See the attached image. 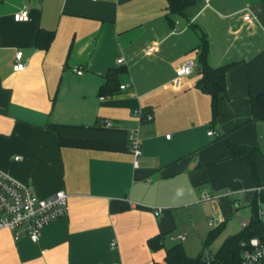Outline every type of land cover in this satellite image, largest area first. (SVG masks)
<instances>
[{"label":"crops","instance_id":"1","mask_svg":"<svg viewBox=\"0 0 264 264\" xmlns=\"http://www.w3.org/2000/svg\"><path fill=\"white\" fill-rule=\"evenodd\" d=\"M24 7L28 19L15 22ZM39 30L52 33L46 48L33 46ZM16 51L27 62L18 72ZM202 52L212 68L232 63L215 114L197 86ZM186 61L193 72L175 87ZM117 68L116 92L101 95ZM263 91L264 0H193L183 14L166 0H0V170L38 198L68 197L35 242L0 230V264H165L167 248L208 246L218 226L209 245H221L249 221L258 192L229 142L256 148L264 188V121L249 104ZM258 211L264 222V203ZM157 234L164 247L153 252Z\"/></svg>","mask_w":264,"mask_h":264},{"label":"trees","instance_id":"2","mask_svg":"<svg viewBox=\"0 0 264 264\" xmlns=\"http://www.w3.org/2000/svg\"><path fill=\"white\" fill-rule=\"evenodd\" d=\"M167 10L169 13L183 14L185 9L190 6L193 0H166ZM42 31L39 30L34 40L33 46L46 48L52 33L48 32L47 39L42 40ZM205 46V40H202L200 47ZM204 53L199 57L201 78L199 79L198 88L210 95L212 112L215 114L217 98L225 91V75L227 70L232 66V63L212 68L204 60ZM122 71L121 68L109 70L106 75V82L100 87L101 95H113L116 92L114 88L115 76ZM251 120L254 122L264 121V91L258 95L251 96L249 99ZM228 151L231 157H240L245 162L248 171L256 185L260 188L257 192L256 199L251 203V216L249 221L242 229L228 236L219 246L214 256L211 258H190L186 255L183 246L176 243L165 250V264H240L242 251L248 247L249 240L257 238L260 244L264 247V222L262 221L258 203H264V188L262 187V179L259 167V158L256 148L249 146H238L233 143H228ZM222 231V227L209 232L206 238V245L214 240ZM147 246L151 251H157L164 247L163 235L157 234L147 240ZM159 264V263H154ZM259 264H264V258Z\"/></svg>","mask_w":264,"mask_h":264},{"label":"built area","instance_id":"3","mask_svg":"<svg viewBox=\"0 0 264 264\" xmlns=\"http://www.w3.org/2000/svg\"><path fill=\"white\" fill-rule=\"evenodd\" d=\"M93 2L99 0H90ZM243 16L244 21H249L250 15L248 9ZM12 18L15 22H24L28 19V11L24 7L20 11L14 13ZM153 50V47H148L146 52ZM118 64H122L123 60L119 59ZM27 67V62L23 59L21 51H16L14 61L12 63V71H22ZM76 74H81L82 69L75 67ZM193 72V65L186 61L182 63L175 71V77L172 83L175 87L181 85V80L189 76ZM121 86L120 89H123ZM136 117L142 118L144 116L142 110L134 111ZM150 119V115L146 116ZM103 125L111 126L107 120L103 121ZM213 134L212 131L208 135ZM167 138L169 135L166 136ZM128 148L133 157V166H138V158L141 154V144L137 131H133L128 135ZM15 157L14 159H17ZM260 188L257 189L259 191ZM67 195L63 191H57L47 198H38L35 196L27 186L11 179L6 173L0 170V230H10L14 233V237H19L21 230L25 231L28 238L35 242L38 239L41 229L58 219L66 213ZM214 197L213 199H217ZM202 201L210 200L212 197L208 195H201ZM161 209H154V215L158 216ZM183 239V237H180ZM264 258V247L260 244L257 238L249 240L248 247L242 251L240 264H259Z\"/></svg>","mask_w":264,"mask_h":264},{"label":"rangeland","instance_id":"4","mask_svg":"<svg viewBox=\"0 0 264 264\" xmlns=\"http://www.w3.org/2000/svg\"><path fill=\"white\" fill-rule=\"evenodd\" d=\"M178 241L184 244V241H180V240ZM218 241L219 240L215 241V243H211L208 246H205V245L199 246L198 244L197 245L193 244L191 245L189 251H186L185 253L190 258H197L198 256H202L203 258L213 257L218 247L220 246V243H218Z\"/></svg>","mask_w":264,"mask_h":264}]
</instances>
